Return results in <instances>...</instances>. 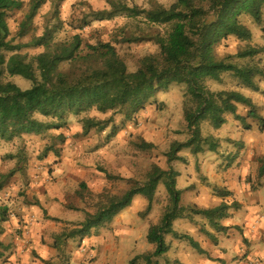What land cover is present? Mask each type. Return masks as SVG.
<instances>
[{
    "label": "rangeland",
    "instance_id": "rangeland-1",
    "mask_svg": "<svg viewBox=\"0 0 264 264\" xmlns=\"http://www.w3.org/2000/svg\"><path fill=\"white\" fill-rule=\"evenodd\" d=\"M21 1L24 4L23 10L10 14L7 19L12 36L17 34L30 9V0ZM150 1L129 0L128 3L145 8L149 6ZM156 1L165 8L173 6V1L170 0ZM83 3L93 12L109 9L104 0H67L59 6L61 8L59 20L52 22L55 17V0H47L36 17L29 36L17 40L16 44L27 45L34 40L36 43V39L43 37L47 27L53 26L54 23H60L61 29L54 34L48 46L40 48L31 46L15 53L3 52L4 77L23 90H28L32 87V83L26 78L24 71L33 68L39 80H47L53 88H61L66 83L78 80L81 70L67 62V51L79 45L81 55L85 56L100 41L114 46L128 61L130 71H135V65L142 59L157 61L158 51L152 44H120V41L127 36L137 35L139 28L142 31L147 29L138 20L122 16L113 21L99 22L90 16L87 10L89 25L82 30H75L74 25L85 16ZM242 22L252 32V41L244 43L230 39L223 42L217 50L220 60L248 49L264 51V19L262 26H258L250 18H244ZM195 39L199 41L197 37ZM259 60L261 61L259 65L264 69V54L257 58L258 63ZM235 63L239 66L246 64L238 61ZM256 83L258 92L246 88L233 77L224 75L220 83L208 82L206 87L215 94L221 92L243 94L251 99L257 108V114L264 119V81L256 79ZM185 94L186 86L177 84L169 86L168 89L152 92L149 98L151 104H147L146 108L137 115H128L125 120L118 113L93 111L84 117L101 124L110 118H113L114 122L88 134H84L79 120L71 118L68 129L62 131L67 143L62 147L58 146V156L54 154L45 156V150L49 145L58 144V141L53 139L56 134H60L58 131L51 132L49 137L43 134L39 137L25 136L22 139L1 140L0 185H3V189L0 191V231L2 226L14 220L13 216L17 219L16 211L24 206H35L37 200H31V196L35 190L39 191L38 187L45 185L43 180H48V187L45 186L42 191L58 193L57 200L65 202V211L79 213L76 216L77 224L75 223V226H78L86 221V216L95 213V206L99 201H107V197H121L135 187V185L131 186V180L144 183L145 176L154 166H159L165 171H169L171 167L182 175L178 179V190L182 191L186 187L189 190L182 197V202H185L184 205L181 204L184 208L181 212L186 217L184 220L191 221L195 231L200 233L194 234L193 238L211 255H202L191 246L185 238L191 239V236L182 232L183 225L177 238L168 239L169 246L173 243L168 253L156 259L152 258L151 264H169V261L174 259L180 264H193L200 262L201 256L203 257L201 264H245L242 259L246 253H250L253 258L260 257L264 261V174L262 176L260 174V169L263 168L261 160L264 159V129H261L260 123L256 120L248 119L245 123H241L230 114L225 115L227 122L221 129H215L209 121H206L202 123V135L204 139H214L211 143L216 146L215 151L205 147L203 153L195 156L191 148L184 149L180 152L179 158L184 159L185 162L181 160L170 164L166 155L170 153L172 144L185 143L190 137L184 114V107L189 103V99L185 98ZM248 111L246 107L238 106L239 116L247 117L250 113ZM141 145L142 149L139 148ZM147 145L153 148L146 149ZM106 174L123 178L124 181H110ZM231 178L239 188L246 189L247 194H250L242 199L243 204L234 198L233 202H228L226 218L230 217V214L234 216L225 218L226 220H218V217H215L213 218L215 221L212 222L192 212V208L213 210L226 204V200L233 197L232 189L229 188L233 185ZM82 184L87 187V190L81 192L84 201L78 197ZM235 203L238 209L235 208ZM133 205L131 213L139 211L140 220H136L139 242L110 238L109 254L106 257H114V264H130L131 259L137 256H152L155 253L156 248L147 242L149 229L160 225L163 214L170 205V199L165 187L160 185L150 214H146L149 206L146 198L137 196ZM256 219L261 220L262 224L258 233L250 238L252 244L246 246L241 244L240 233L230 235L236 224L241 227L246 226L245 230L248 234V225ZM214 223L218 226L223 225V229L215 228ZM108 225L109 223L104 224L100 229L92 231L107 229L111 233ZM175 225L178 226L177 223ZM207 229H211L209 232L212 235L218 234L220 245H218L219 240L209 234ZM92 231L90 233H93ZM70 232L71 228L65 231V253H68V257L79 244L85 245L87 240L96 237V235L88 237L89 235L86 236L85 233L72 237ZM70 237L72 242L69 243L67 240ZM208 237L212 238L210 241L213 247L209 246ZM87 249V253H90L96 248L88 244ZM84 257L79 252L74 254L76 263L79 264ZM139 264L147 263L142 261Z\"/></svg>",
    "mask_w": 264,
    "mask_h": 264
},
{
    "label": "trees",
    "instance_id": "trees-1",
    "mask_svg": "<svg viewBox=\"0 0 264 264\" xmlns=\"http://www.w3.org/2000/svg\"><path fill=\"white\" fill-rule=\"evenodd\" d=\"M67 0H55L53 21L59 20L60 7ZM109 6L106 11L93 12L83 3L85 16L74 25L75 30H82L88 26L87 17L90 15L96 21H113L126 16L138 20L146 26L140 28L137 35L127 36L120 44L138 45L152 44L158 51L157 61L142 59L135 65V71H130L128 61L117 49L100 41L92 47L87 55H81V47H71L67 51L66 60L80 70L79 79L66 83L61 88H53L47 80L38 79L33 68L26 69L24 74L32 83V87L23 90L17 84L8 81L2 72L5 60L3 52H22L31 46L40 48L48 46L54 34L61 29L60 23L48 26L43 37L27 45L16 44L17 40L27 38L33 23L47 0H30V9L21 23L16 35L12 36L7 19L8 16L24 8L21 0H0V141L14 138L39 137L58 131L54 136L58 144L49 145L45 156L59 155L58 146L67 143L62 131L68 129L71 118L79 120L84 134L109 126L113 118L104 123H98L84 117L93 111L101 113H115L125 118L137 115L147 104H151L150 94L162 89H168L173 84L185 85L184 114L189 133V140L185 143L175 142L166 156L169 163L184 161L179 154L184 149H192L193 155L204 152L205 147L215 151L211 139H204L202 123L209 121L215 129L226 125L225 115L236 117L237 121L245 123L248 119L256 120L264 129V119L257 114V108L251 99L239 92H210L208 82L220 83L224 75L238 80L241 85L258 92L256 79L264 81V69L257 62V58L264 51L248 49L227 59L218 58V48L223 42L235 39L248 43L253 39L252 32L243 24L244 18L252 19L258 26H262L264 19V0H170L173 6L165 8L156 0H151L149 6L140 8L129 5V0H104ZM82 4V2H79ZM89 10V15L87 14ZM197 37L199 41L195 39ZM119 44V43H117ZM238 62H246L239 66ZM25 66L22 65V68ZM21 69V68H20ZM25 69V68H24ZM238 106L246 107L250 112L247 117L238 114ZM248 128V127H247ZM139 148H143L141 145ZM146 149L153 148L151 145ZM261 176L264 174V159L261 160ZM110 181H124L123 178L106 174ZM180 173L171 167L165 171L154 166L145 176L144 183L134 182L135 185L125 195L107 197V201H99L95 206V213L86 216V221L73 230L71 236L85 233L86 236L94 229L111 223L113 219L132 207L137 196L146 198L149 202L146 214L153 211L156 192L163 185L170 199V205L163 214L160 225L150 227L147 242L156 248L155 253L137 256L130 264L146 262L151 264L152 258L162 257L168 253L167 236L178 237L173 231L174 223L184 220L181 210L182 191L177 188ZM3 185H0L2 191ZM82 190H87L82 184L78 197L84 201ZM102 199V198H100ZM238 209V205L234 204ZM228 205L223 204L213 210L192 208L197 216L218 220L227 217ZM187 210V209H185ZM189 218V217H188ZM215 224V223H214ZM215 228L223 229L218 224ZM1 235V233H0ZM25 236V235H24ZM191 246L202 255L205 252L194 240L185 237ZM67 239V238H66ZM1 247V246H0Z\"/></svg>",
    "mask_w": 264,
    "mask_h": 264
},
{
    "label": "crops",
    "instance_id": "crops-1",
    "mask_svg": "<svg viewBox=\"0 0 264 264\" xmlns=\"http://www.w3.org/2000/svg\"><path fill=\"white\" fill-rule=\"evenodd\" d=\"M180 176L182 175L180 174ZM43 182L45 183V185L38 187L40 188L39 191L35 190V192L31 196V200H37L35 206L30 207V205L28 204L29 206L22 207L19 211L15 212V214L18 215L17 219L16 216H13L14 220L11 221L12 223L10 222L7 225L1 227L0 264H79L76 263V260L74 258V254L76 252H79L85 256L81 264H114V257H106L109 254L108 241H110V238L112 239L113 237H115L121 238V241H131L135 243L139 242L136 229V220H140L139 211L132 214L131 208L134 206L132 205V207L117 215L108 225V227L111 228L108 229L112 231L111 233L108 232L107 229L92 231L93 233H90L88 237H91L93 235H96V237H93L91 240H87L85 245L79 244L78 248L72 251L73 253H71V256L68 257V253H65V231L67 230V228H71V232L73 230L79 229L77 226H75L77 224L76 216L79 215V213H74L71 211L69 212L68 210L65 211V202L63 200H57L58 193L55 194L42 191V188H45V186L48 187V180H43ZM231 183L233 185H230L229 188L232 189L231 196L233 197L227 199L226 202H233L234 199H237L243 204L242 199L248 197L250 194H247L246 189L239 188L232 178ZM187 189L188 187L182 190V197L189 192V190ZM221 203L222 202L220 201V204ZM181 204H185V202H182V198ZM227 205H229V203ZM200 208L205 207L200 206ZM232 216L234 215L230 214V217ZM22 221L24 223H22ZM198 222L199 221H197L196 218V223ZM175 223H177L178 226H176ZM175 223L173 231L176 234H178V232L181 233V226L184 225V231L182 232H186V234L189 233L191 239L196 242L193 236L194 234L200 233L195 231L191 221L181 220ZM261 224L262 222L259 219H256L251 224H249L247 227L248 234L245 230L246 226L241 227L236 224V226L232 228L230 235L234 233H240L242 236L240 237L242 239V242L240 239V243L244 244L245 246L250 245L252 244L250 238L258 233ZM222 227L224 226L222 225ZM209 231H211V229H207V232L211 234ZM110 234L115 235L112 236ZM217 235L218 234L212 236L217 238ZM170 237L174 238L173 236H167V245L168 239ZM210 239L212 238L208 237L209 246L213 247ZM67 241L69 243L72 242L71 237ZM243 241L245 242L243 243ZM220 243L221 241L219 240L218 245H220ZM88 244L93 245V247H95L96 249L90 253H87ZM175 244L176 243H174V245ZM199 246L201 247L200 244ZM201 249L204 250L202 247ZM204 252L207 255H211L205 250ZM249 254L250 253H246L245 257L242 259L245 264H264V261L260 257L253 258ZM133 259H131V261ZM201 259L202 260L200 262H193V264H201V262L203 261L202 256ZM169 264H180V262L177 259H174L172 261H169Z\"/></svg>",
    "mask_w": 264,
    "mask_h": 264
}]
</instances>
